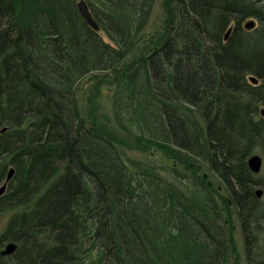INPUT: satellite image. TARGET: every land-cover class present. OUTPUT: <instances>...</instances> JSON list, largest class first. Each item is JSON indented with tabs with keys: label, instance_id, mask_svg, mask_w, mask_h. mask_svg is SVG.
I'll use <instances>...</instances> for the list:
<instances>
[{
	"label": "trees",
	"instance_id": "obj_1",
	"mask_svg": "<svg viewBox=\"0 0 264 264\" xmlns=\"http://www.w3.org/2000/svg\"><path fill=\"white\" fill-rule=\"evenodd\" d=\"M28 1L23 19V0H0V184L13 168L0 242L16 243L0 264H224L232 218L247 264H264L261 181L246 165L264 154V0H162L147 43L153 0H88L97 29L74 0ZM98 70H116L113 116L131 145L80 112L76 83ZM144 144L183 169L127 154Z\"/></svg>",
	"mask_w": 264,
	"mask_h": 264
},
{
	"label": "rangeland",
	"instance_id": "obj_2",
	"mask_svg": "<svg viewBox=\"0 0 264 264\" xmlns=\"http://www.w3.org/2000/svg\"><path fill=\"white\" fill-rule=\"evenodd\" d=\"M42 1V0H41ZM76 1V0H74ZM87 4L88 0H84ZM92 2H96L95 0H90ZM24 4V11L22 12V18L26 17L30 11H33V8L35 3L31 4L28 0H23ZM264 8V1L261 3ZM164 10L162 6V0H153L151 4V11L148 15V18L146 19V22L143 26V28L138 32L137 35H140L141 40L143 43H147L149 38H155L157 34L162 30L161 25L164 18ZM24 19V18H23ZM252 19L254 21L253 25H256V19L253 16H248L244 19V21ZM242 21V26L244 27ZM252 27V26H251ZM246 28V27H245ZM250 28V27H249ZM103 38L105 40H108L106 36L100 31ZM139 42V46L142 42ZM138 47L136 46V49ZM133 49V51H130L128 53L130 58L132 56L135 58L141 50ZM137 54V55H136ZM114 73H116V70H110L106 72L102 71H93L91 73H87L86 75L82 76L80 80L76 83V96L78 101V106L80 109L81 114L86 115L90 110H93L94 113L98 114L102 119H107V124L110 129L114 130V134H119L120 137L126 139L127 141H130L128 138V135L120 130L114 120L113 112H114V103L112 101L113 95L115 90H117V82L115 78L113 77ZM250 81V80H249ZM255 83V82H253ZM260 107H264L260 106ZM259 107V108H260ZM258 114L262 118V114ZM131 145L130 142H126L125 146ZM142 147V148H141ZM141 147H136V149L127 148V154H129L131 157L136 159H141L143 161H148L150 165H157L159 171L161 174H165V167L168 169L169 165L176 166L177 168H182V164L175 162L171 158L165 159L162 151L158 150L157 145H148L144 144ZM261 156V164L259 170L255 173V177H258V179L261 181L259 184H256L253 186V191L255 188H260L261 192L259 196H256L257 199V205H259L258 210L264 209V154L257 150L255 151ZM168 164V165H167ZM163 166H165L163 168ZM200 173L203 174L206 179L208 180L210 186H215L216 189H221L219 186V181L217 180L216 176L209 171L205 166H202L199 169ZM171 174V173H170ZM167 178H169L178 188L182 190V195L185 197L191 195L190 190L188 189L187 185L185 184L184 180H181L176 175H167ZM6 187V186H5ZM220 191V190H219ZM255 194V193H254ZM184 201V200H183ZM185 202H187L185 200ZM12 210H6L2 213H0V231L2 230L3 226L5 225L8 217L12 214ZM231 218V217H230ZM262 221V220H261ZM260 222V221H259ZM264 223L263 221L259 223V226L257 229V236L264 238ZM232 232H231V238H232V246L228 249L226 252L224 264H247L246 260V252L244 249V241L241 236V232L238 226V222L236 219L232 218L231 226H230ZM264 240V239H263ZM7 240H3L0 242V248L3 246V243Z\"/></svg>",
	"mask_w": 264,
	"mask_h": 264
},
{
	"label": "water",
	"instance_id": "obj_3",
	"mask_svg": "<svg viewBox=\"0 0 264 264\" xmlns=\"http://www.w3.org/2000/svg\"><path fill=\"white\" fill-rule=\"evenodd\" d=\"M75 5L82 20L91 28L97 29L98 24L96 20L93 18L86 2L84 0H76ZM253 24L254 21L252 19H248L243 23L244 27L246 28L253 26ZM228 30L229 28H227L226 31L224 32V37L226 36ZM248 79L251 82H256V78L253 75H249ZM259 113L262 114L263 116L262 118L264 119V107L259 108ZM260 164H261V156L257 152H252L246 157V165L251 172L256 173L260 168ZM12 170L13 168L9 166L5 178L0 184V193L4 190L6 181L9 179V177L12 174ZM260 192H261L260 188L254 189V193L256 196H259ZM15 247H16V243L14 241L7 240L3 243V246L0 248V254H9L15 249Z\"/></svg>",
	"mask_w": 264,
	"mask_h": 264
},
{
	"label": "bare ground",
	"instance_id": "obj_4",
	"mask_svg": "<svg viewBox=\"0 0 264 264\" xmlns=\"http://www.w3.org/2000/svg\"><path fill=\"white\" fill-rule=\"evenodd\" d=\"M13 251H14V250H13ZM13 251H12V252H13ZM9 254H10V253H9ZM1 255H7V254H1Z\"/></svg>",
	"mask_w": 264,
	"mask_h": 264
}]
</instances>
